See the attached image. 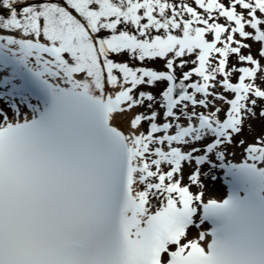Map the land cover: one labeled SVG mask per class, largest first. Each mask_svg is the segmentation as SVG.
Instances as JSON below:
<instances>
[{
  "label": "snow or ice",
  "instance_id": "obj_1",
  "mask_svg": "<svg viewBox=\"0 0 264 264\" xmlns=\"http://www.w3.org/2000/svg\"><path fill=\"white\" fill-rule=\"evenodd\" d=\"M194 4L205 16L167 0H0V99L23 104L33 93L42 105L23 122L0 109V264H264V135L244 148L243 163H224L223 150L248 119H264V0ZM246 41L259 45V59ZM123 53L163 60L165 70L112 58ZM193 54L197 66L177 83L188 61L176 59ZM230 55L249 65L232 69L237 83ZM193 75L202 82L185 84ZM157 82H167L159 107L168 122L150 111L130 119L128 135L114 127V114L153 108L156 95L139 88ZM217 84L233 98L210 91ZM210 97L227 109L197 113ZM214 161L231 190L204 202L190 186L203 187L201 166ZM153 197L162 198L155 211ZM205 221L211 231L189 239Z\"/></svg>",
  "mask_w": 264,
  "mask_h": 264
},
{
  "label": "bare ground",
  "instance_id": "obj_2",
  "mask_svg": "<svg viewBox=\"0 0 264 264\" xmlns=\"http://www.w3.org/2000/svg\"><path fill=\"white\" fill-rule=\"evenodd\" d=\"M192 58V55L191 56H186L185 57V59H186V61H189L190 59ZM259 127H263L264 126V119H258L256 122H255ZM208 186H210V187H216L217 186V184L216 183H208Z\"/></svg>",
  "mask_w": 264,
  "mask_h": 264
}]
</instances>
